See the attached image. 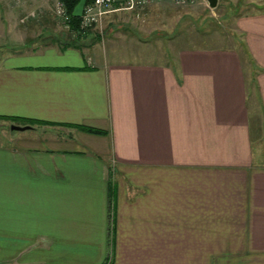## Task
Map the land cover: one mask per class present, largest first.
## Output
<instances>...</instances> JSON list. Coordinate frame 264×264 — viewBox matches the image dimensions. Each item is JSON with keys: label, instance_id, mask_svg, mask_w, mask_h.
I'll use <instances>...</instances> for the list:
<instances>
[{"label": "crops", "instance_id": "1", "mask_svg": "<svg viewBox=\"0 0 264 264\" xmlns=\"http://www.w3.org/2000/svg\"><path fill=\"white\" fill-rule=\"evenodd\" d=\"M252 1L230 18L239 48L180 35L170 57L113 62L29 46L49 5L0 4V48H20L0 55V264H264V1Z\"/></svg>", "mask_w": 264, "mask_h": 264}, {"label": "rangeland", "instance_id": "2", "mask_svg": "<svg viewBox=\"0 0 264 264\" xmlns=\"http://www.w3.org/2000/svg\"><path fill=\"white\" fill-rule=\"evenodd\" d=\"M251 1L218 0V7L209 8L205 0H198L189 5L173 3L160 8L157 5L148 6V4L131 11L112 12L105 16L100 24L87 30L84 35L73 41L71 38L74 39L76 34L65 29L57 19L53 12V0H18V3L15 0H0V4L4 12L5 8L13 5L17 8L23 4L28 9H38L40 5L46 7L49 5L43 13L34 14L35 19L40 17L38 21L45 27L31 31L29 46L65 45L70 42L69 45L76 44L79 49H84L90 56L93 53L113 62L121 59L158 61L160 57H170L173 55L169 50L172 45L167 41L180 35L184 36H180L181 38H177L176 41L181 43L187 39L186 36L222 33L225 39L218 45L239 48L240 37L232 29L230 18L233 14L241 13L252 5ZM261 1L264 0H253L252 2ZM237 5H240L239 9L234 10ZM5 46L6 49L0 48V55L20 49ZM3 127L5 131L12 132L10 126L3 125ZM0 141L3 140L0 138Z\"/></svg>", "mask_w": 264, "mask_h": 264}, {"label": "built area", "instance_id": "3", "mask_svg": "<svg viewBox=\"0 0 264 264\" xmlns=\"http://www.w3.org/2000/svg\"><path fill=\"white\" fill-rule=\"evenodd\" d=\"M162 0H92L84 4L79 16L78 28L85 32L100 24L109 13L134 10L153 2ZM176 5H189L198 0H168ZM53 12L63 27L71 31V15L68 13L63 0H53Z\"/></svg>", "mask_w": 264, "mask_h": 264}, {"label": "trees", "instance_id": "4", "mask_svg": "<svg viewBox=\"0 0 264 264\" xmlns=\"http://www.w3.org/2000/svg\"><path fill=\"white\" fill-rule=\"evenodd\" d=\"M92 0H86V3L88 2H91ZM63 2L65 3V6H66V9L68 11V13L71 15V33H75L76 36L73 38H71V40H75L76 38H79L81 37L82 35L85 34V32L79 30V26H78V23H79V17H74L72 15V10H73V7L76 5V3L78 2V0H63ZM91 29V28H90ZM89 30V29H88ZM70 43V42H69ZM69 43L65 44V46H74L76 44H72L69 45ZM78 128L84 130V131H87V132H91V133H95V134H105L106 132L104 130H101V129H98V128H94V127H89V126H84V125H77ZM107 257H106V260L104 261V263L102 264H107Z\"/></svg>", "mask_w": 264, "mask_h": 264}, {"label": "water", "instance_id": "5", "mask_svg": "<svg viewBox=\"0 0 264 264\" xmlns=\"http://www.w3.org/2000/svg\"><path fill=\"white\" fill-rule=\"evenodd\" d=\"M207 2V5L209 8H215L217 3H218V0H205ZM86 0H78V2L76 3V5L73 7V10H72V15L74 17H79L82 13V9H83V6L85 4ZM30 126L29 125H11L10 128L12 130H24V129H27L29 128Z\"/></svg>", "mask_w": 264, "mask_h": 264}]
</instances>
